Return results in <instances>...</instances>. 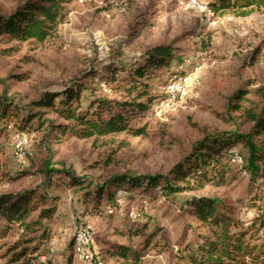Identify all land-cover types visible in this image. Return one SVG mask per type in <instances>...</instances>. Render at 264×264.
Instances as JSON below:
<instances>
[{"label":"rangeland","instance_id":"1","mask_svg":"<svg viewBox=\"0 0 264 264\" xmlns=\"http://www.w3.org/2000/svg\"><path fill=\"white\" fill-rule=\"evenodd\" d=\"M14 2L0 0V9L8 10ZM198 2L197 6H188L185 0H74L69 4V22L62 26L58 40L42 45L26 44L15 55H0V77L5 78L13 71L23 76L21 81H8L13 92L27 94L30 99L44 90L61 89L78 78L89 86L82 95L86 98L92 88L99 94L112 95V87L106 80L110 66H133L142 60L145 48L159 43L172 42L178 47V59L158 71L151 82L156 96L148 116L151 136L119 133L97 142L67 138L52 146L58 149L57 160L64 162L65 167L101 181L109 174L128 170L137 174H167L203 136L200 129L208 133L234 130L218 113L227 112L231 94L246 78L264 77V9L245 17L223 15L213 10L210 5L213 0ZM146 19L151 25H144ZM236 28H244L247 33L239 35L234 31ZM259 46L262 52L257 62L250 65V55ZM87 70L97 75L85 78ZM122 76L125 73L116 75L118 79ZM175 76H187L188 84L171 104L165 105L163 102L170 94V82ZM33 136L11 131L8 137L0 138V192H15L41 184L37 175L12 178L19 172L39 169L47 154ZM170 137L176 143H171ZM235 149L246 155L241 145ZM105 160H109L107 167H104ZM249 181V174L239 171L231 185L208 186L199 194L215 196L234 206L237 217L247 225L258 212L257 204L251 200ZM54 182L60 187L56 190L58 208L49 243L52 264H119L114 260L102 261L104 249L100 241H122L112 235L113 225L124 228L127 224L135 226L143 222H149L150 229L164 230L155 238L164 252L159 253V247H151L142 264H190L179 260L173 252L185 230L188 239L194 236L189 228L197 223L171 200H156L154 192L145 200L140 197L129 200L119 197V189L120 207L110 219L95 212L81 192L70 190L57 177ZM111 205L104 197L102 208L107 210ZM132 210L140 213V220H131ZM85 228L93 233L91 262L79 259L74 253L75 233ZM46 261V256H40L37 264Z\"/></svg>","mask_w":264,"mask_h":264},{"label":"trees","instance_id":"2","mask_svg":"<svg viewBox=\"0 0 264 264\" xmlns=\"http://www.w3.org/2000/svg\"><path fill=\"white\" fill-rule=\"evenodd\" d=\"M72 1L15 0L8 10L0 9V55H15L26 44L42 45L58 40L62 26L69 22ZM210 5L216 13L245 17L264 9V0H213ZM143 23L151 25L147 19ZM262 49L259 46L253 50L250 65L257 62ZM179 52L175 43H159L145 48L142 60L133 66H110L106 80L112 87V95L99 94L92 88L91 95L83 98L89 86L77 78L61 89L44 90L29 99L27 94L13 92L8 82L21 81L23 76L13 71L5 78L0 77V138L8 137L11 131L32 133L39 147L47 150L39 169L25 170L12 177L37 175L41 184L0 192V263L37 264L40 256H46L47 261L39 264H52L49 243L59 200L56 190L60 184L54 182L57 177L70 190L81 192L95 212L110 219L120 207L119 189L129 192V200L136 197L145 200L151 192L156 200H171L197 223L189 228L194 236L188 239L185 230L173 252L181 261L264 264V77L246 78L231 94L227 112L218 113L234 130L208 133L200 129L203 136L167 174H137L128 170L109 174L101 181L65 167L64 162L57 160L58 149L52 148L71 137L97 142L119 133L151 136L148 116L156 99L151 82L158 71L178 59ZM118 72L125 76L118 79ZM85 73V78L97 75L93 70ZM167 134L165 131L164 135ZM170 142L176 143L175 138ZM237 145L246 152L245 156L239 152L243 157L241 165L226 154ZM104 163L107 167L109 160ZM239 171L249 174L251 200L258 207L255 218L247 225L237 217L234 206L215 196L199 194L208 186L231 185ZM104 197L112 203L107 210L102 208ZM137 213L136 218H129L138 221L140 213ZM112 229V235L122 241L102 239L101 259L119 264H142L149 249L160 246L155 238L164 232L150 229L149 222L127 224L124 228L113 225ZM163 252L159 247V253Z\"/></svg>","mask_w":264,"mask_h":264},{"label":"built area","instance_id":"3","mask_svg":"<svg viewBox=\"0 0 264 264\" xmlns=\"http://www.w3.org/2000/svg\"><path fill=\"white\" fill-rule=\"evenodd\" d=\"M188 6H197L199 5L198 0H185ZM214 15V12L212 13ZM239 35H245L244 28H236L234 30ZM101 51L103 52V47L100 46ZM189 78L187 76H180L172 78L170 82V94L163 102L165 105L171 104L175 99L176 95L181 92L186 84H188ZM226 154L232 158V160L236 163L242 164L243 157L235 148H230L227 150ZM129 192L126 189H120L119 197H127ZM138 213L134 210L130 212L131 218H136ZM93 240V233L90 228L80 229L75 233L74 236V253L75 256L79 259L91 262L92 261V253H91V242Z\"/></svg>","mask_w":264,"mask_h":264}]
</instances>
